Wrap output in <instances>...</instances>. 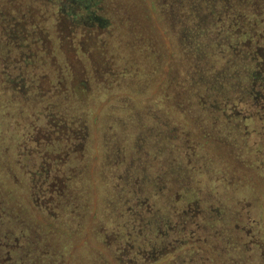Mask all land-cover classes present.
<instances>
[{
  "label": "trees",
  "instance_id": "trees-1",
  "mask_svg": "<svg viewBox=\"0 0 264 264\" xmlns=\"http://www.w3.org/2000/svg\"><path fill=\"white\" fill-rule=\"evenodd\" d=\"M86 1L89 10L84 0H0V116L18 124L0 131V264H70L75 244L62 233L52 240L55 225L87 244L88 181L80 174L89 164L90 124L75 105L60 109L50 98L94 97L84 39L108 21L98 0ZM161 7L188 62L180 94L168 97L174 115L167 110L160 128L138 130L125 163V153L109 150L116 212L99 227L89 259L264 264V214L251 187L200 148L203 136L264 179V0H180L177 7L161 0ZM46 124L62 142L40 138ZM161 141L167 154L158 157Z\"/></svg>",
  "mask_w": 264,
  "mask_h": 264
},
{
  "label": "rangeland",
  "instance_id": "rangeland-1",
  "mask_svg": "<svg viewBox=\"0 0 264 264\" xmlns=\"http://www.w3.org/2000/svg\"><path fill=\"white\" fill-rule=\"evenodd\" d=\"M104 4L99 13L107 18V25L99 32H91L84 39L86 47L91 49L86 66L93 76L91 95L94 97L87 98L80 104L76 100L64 101L61 94L54 93L50 96H56L53 100L59 102L60 109L67 104L75 105L78 115L89 121L91 131L89 164L80 174L88 181V184L83 182L86 184V201L89 206L84 227L87 244L83 239L78 240V233H68L60 226L55 225L49 230L54 241L63 240L61 237L57 239L62 233L74 242L70 264L93 263L89 259V251L99 248L96 244L101 231L99 227L107 225L110 216H114L110 213L111 210L116 212L111 203L112 196L115 195L114 187L112 188L113 184L109 186V173L106 171V163L113 159L109 150L121 158L125 153V163L135 153V136L140 128L149 127L153 131L151 125L160 128L164 118L169 116L167 110L174 115L168 97L178 98L179 83L188 66L175 23L162 9L161 0H104ZM175 5L177 7V1ZM31 105V116L38 119V104ZM8 117L9 115L4 120L0 116V131L2 128L7 131L18 126L14 120H7ZM51 130L52 125L39 127L40 138L51 143L54 139L62 142V137H57V131ZM1 139H4L3 136ZM200 142L203 154L220 165L226 164L231 168L228 172L234 173L251 187L264 214V179L258 177L253 169L242 166L228 149H221L218 144L203 136ZM162 144L163 141L158 148L167 149ZM161 152L162 156L158 157L167 154L166 150ZM45 157L54 159L48 153ZM19 196L23 195L19 193ZM34 216L44 226H50L44 214L36 213Z\"/></svg>",
  "mask_w": 264,
  "mask_h": 264
},
{
  "label": "water",
  "instance_id": "water-1",
  "mask_svg": "<svg viewBox=\"0 0 264 264\" xmlns=\"http://www.w3.org/2000/svg\"><path fill=\"white\" fill-rule=\"evenodd\" d=\"M98 1H99V3L97 2L98 4L96 3L95 7L96 8H99L101 10V8L103 7L102 5H105L104 4V0H98ZM86 2L87 1L84 0L83 3H80V6L83 7V8H85V9H88L90 7V5H85Z\"/></svg>",
  "mask_w": 264,
  "mask_h": 264
},
{
  "label": "flooded vegetation",
  "instance_id": "flooded-vegetation-1",
  "mask_svg": "<svg viewBox=\"0 0 264 264\" xmlns=\"http://www.w3.org/2000/svg\"><path fill=\"white\" fill-rule=\"evenodd\" d=\"M180 0H177V3L179 2ZM98 3H99V1H98ZM97 3V4H98ZM174 4H176V0H174ZM87 10H89V9H87ZM97 11V10H96ZM99 11H100V9H99Z\"/></svg>",
  "mask_w": 264,
  "mask_h": 264
}]
</instances>
